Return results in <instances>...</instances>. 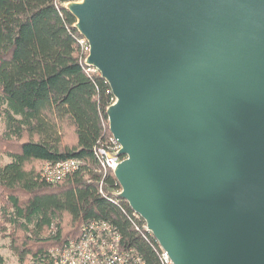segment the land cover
I'll list each match as a JSON object with an SVG mask.
<instances>
[{"label": "water", "instance_id": "1", "mask_svg": "<svg viewBox=\"0 0 264 264\" xmlns=\"http://www.w3.org/2000/svg\"><path fill=\"white\" fill-rule=\"evenodd\" d=\"M63 8L115 100L118 198L173 264H264V0Z\"/></svg>", "mask_w": 264, "mask_h": 264}, {"label": "trees", "instance_id": "2", "mask_svg": "<svg viewBox=\"0 0 264 264\" xmlns=\"http://www.w3.org/2000/svg\"><path fill=\"white\" fill-rule=\"evenodd\" d=\"M68 2L0 0V237L17 264H55L54 250L103 221L146 264H162L155 238L133 228L113 172L99 168L95 150L111 137L106 111L115 100L85 65L88 46L63 8ZM70 159L81 162L77 172L43 179V163Z\"/></svg>", "mask_w": 264, "mask_h": 264}, {"label": "built area", "instance_id": "3", "mask_svg": "<svg viewBox=\"0 0 264 264\" xmlns=\"http://www.w3.org/2000/svg\"><path fill=\"white\" fill-rule=\"evenodd\" d=\"M78 0H69L76 2ZM86 42V41H85ZM86 45L88 46L87 42ZM89 51V46L87 47ZM120 144L111 137L107 144L96 148L99 168L102 172H113L125 158L119 156ZM81 162L70 159L61 163L45 162L41 175L48 183H57L80 169ZM121 193V191L119 192ZM117 193L116 195L118 196ZM133 228L141 236L152 235L142 217L133 212ZM121 233L107 222H92L83 229V235L77 241H70L65 247L53 251L55 264H146L139 252L124 244ZM162 264H173L166 252L162 250Z\"/></svg>", "mask_w": 264, "mask_h": 264}, {"label": "rangeland", "instance_id": "4", "mask_svg": "<svg viewBox=\"0 0 264 264\" xmlns=\"http://www.w3.org/2000/svg\"><path fill=\"white\" fill-rule=\"evenodd\" d=\"M5 129V123L3 121V118L0 117V133H2V131H4ZM71 133H68L66 135L65 141L67 142H71L72 138H71ZM4 162H9V159H5ZM42 168V165L40 167V170ZM8 244V241L2 240L0 237V254L5 258L6 260V264H17V260L16 258L11 254V252L8 251V249L6 248V245Z\"/></svg>", "mask_w": 264, "mask_h": 264}]
</instances>
